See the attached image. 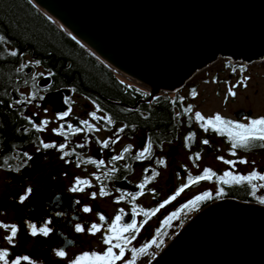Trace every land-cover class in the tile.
Wrapping results in <instances>:
<instances>
[{"label":"flooded vegetation","instance_id":"af4514ba","mask_svg":"<svg viewBox=\"0 0 264 264\" xmlns=\"http://www.w3.org/2000/svg\"><path fill=\"white\" fill-rule=\"evenodd\" d=\"M235 67L227 65L228 71ZM35 73L32 79L34 86L24 85L12 98V105L20 111L18 115L22 119L19 127L21 142L8 148L2 147L0 142V223L16 225L18 229L13 246L5 240L11 230L0 228V250L9 252V264L17 256L24 255L34 264H71L84 253L96 252L102 255L108 247L103 243L104 236L109 235L107 227L120 214V209L124 210L122 223H130L133 219V206L141 213L134 217L139 233L125 250L124 259L116 264H128L132 260L131 249L137 250L134 264H148L174 236L173 230L190 209L199 210L219 200L264 206L260 198L253 201L233 198L239 191H244L247 196H264V187H261L264 181L247 179L253 172L264 176V146H261L264 142L256 141L247 148L233 149L227 134L220 135L211 129L204 131L202 121L196 119V113L205 119H214L219 115L225 121L241 124H248L250 120L264 116L251 113L250 116L245 114L237 117L239 111H250L241 107L228 115L201 113L192 103L195 86H187L194 76L175 93L152 94L136 85L148 93L145 103L159 96H166L169 104L176 103L171 107L172 124L163 136L154 127L148 130L140 125L147 114L139 107V101L127 111L105 108L104 102H100L94 95L49 89L52 87L49 75L42 74L40 70ZM44 77L49 79L48 85L41 87L39 81ZM249 80L250 77L228 74L211 77L203 82L217 83L219 86L224 84L227 97H231L229 88L233 84V89H245ZM127 81V85L134 84ZM61 90L68 91V94L62 99L63 107L56 108L55 103L48 100V94ZM44 99H47V104ZM189 108L191 111H188ZM65 112L69 114L60 119ZM91 113H95L97 118L93 119ZM122 113L126 114L123 116L126 119L118 116ZM129 115H133V118ZM109 119L111 123H108ZM44 121L48 122L46 126ZM69 124L80 131L73 132L68 128ZM61 125L65 135H57L53 131L60 130ZM88 125L92 126L91 130ZM37 128H43V131H37ZM121 128L123 131H120ZM205 139L209 144H203ZM105 142L107 147H104ZM44 144H55L57 147L44 148ZM60 145H65L63 150H60ZM149 145L147 158L135 159ZM197 154L200 157L198 160L195 159ZM121 155L123 159H112ZM161 160L163 164L158 163ZM225 160L232 163L225 164ZM241 160L246 163H239ZM205 169H210L215 175L209 180L184 187L191 179L202 175ZM153 172L158 173L154 178ZM225 172L231 173V177L245 179L237 183L231 177H225ZM78 179L88 181V185H77ZM146 179L149 182L143 189V195H138L141 192L138 185ZM223 180L228 182L221 183ZM74 186L84 190L73 192L70 189ZM182 187L184 191L176 195ZM101 188L108 195H100ZM28 189H31L30 193ZM92 193H96L95 198H92ZM205 193L210 194L208 198L197 202L195 206L190 204L197 196H204ZM133 194H137L134 201ZM25 196L27 199L21 202V197ZM173 196L175 199H171ZM165 201L170 202L159 208ZM185 205L189 207L185 208ZM85 206L92 211L85 213ZM157 208L159 211H155ZM144 211H155V215L145 217ZM100 215L105 217L103 221L99 219ZM145 219L147 223H143ZM93 223L101 227V231L95 235L89 231ZM31 224H35L37 229L46 225L51 232L47 237L39 233L33 237L30 234ZM77 224L84 227L85 231L76 232ZM146 245H150L146 253H139L138 250ZM60 250L65 252L64 257L56 255V251ZM114 252L118 254L119 249H114ZM0 264L3 262L0 261ZM21 264L27 262L21 261Z\"/></svg>","mask_w":264,"mask_h":264},{"label":"water","instance_id":"95a60500","mask_svg":"<svg viewBox=\"0 0 264 264\" xmlns=\"http://www.w3.org/2000/svg\"><path fill=\"white\" fill-rule=\"evenodd\" d=\"M29 1L106 67L152 94L177 92L220 58L244 66L264 60V0ZM67 94L48 95L58 108ZM245 114L251 111L236 116ZM148 264H264V206L210 203Z\"/></svg>","mask_w":264,"mask_h":264},{"label":"trees","instance_id":"16d2710c","mask_svg":"<svg viewBox=\"0 0 264 264\" xmlns=\"http://www.w3.org/2000/svg\"><path fill=\"white\" fill-rule=\"evenodd\" d=\"M0 37H3V40H0L2 147L8 148L21 142L19 127L22 119L18 115L20 111L12 105V98L24 85L34 86L32 79L36 76V70L49 75L52 83L49 89L94 95L100 102H104L105 108L127 111L139 101V107L147 114V117L140 121V125L148 130L149 127H154L159 135L165 136L167 128L171 126V107L176 103L169 104L166 96H159L154 101L145 103L147 92L132 83L127 85V80L101 63L29 0H0ZM12 52L16 55H11ZM193 89L194 87L191 91ZM124 115L126 114L122 113L118 116L122 118ZM129 117L133 118V115ZM233 198L242 201L258 199L254 195L247 196L244 191H239ZM196 211L197 208L190 209L172 235Z\"/></svg>","mask_w":264,"mask_h":264},{"label":"snow or ice","instance_id":"6c2138e0","mask_svg":"<svg viewBox=\"0 0 264 264\" xmlns=\"http://www.w3.org/2000/svg\"><path fill=\"white\" fill-rule=\"evenodd\" d=\"M0 40H3V37H0ZM11 55L15 56L16 53L12 52ZM230 95H235L234 92L229 90ZM188 111H191L189 108ZM69 113L65 112L63 113L59 118L64 119ZM93 119H96L95 113H91ZM196 119L197 121H202L201 127L204 128V131H208L211 129L212 131H215L219 133L220 135L227 134L232 142V148H247L249 147L253 142L260 141L264 142V117L259 119H252L249 121L248 124H241V123H234L232 121H225L223 120L219 115H216L214 119H205L200 113H196ZM47 121H44L43 124L46 126ZM81 123L87 125V121H82ZM108 123H111V120L109 119ZM89 129L91 130V125H88ZM68 128L72 130L73 132H78L80 129H74L71 124L68 125ZM37 131H43V128H37ZM56 132L57 135H65L63 132V125H61L60 130H53ZM120 131H123V128L120 129ZM67 138V137H65ZM192 137H188L187 139H191ZM203 144L207 145L209 144L208 140H204ZM107 142L104 143V147H107ZM261 146H264V143H261ZM44 148H56L57 145L55 144H44ZM65 145H60V150H63ZM129 149H125V151H128ZM150 151V145L148 148H145L144 151L140 152L135 159H146V153ZM235 155V152L232 153ZM65 155H68V153H65ZM199 154L196 155L195 159H199ZM31 159V157H29ZM113 160H120L123 159V155L116 156L112 158ZM218 159H223L222 157H218ZM95 163V161H92ZM225 164L232 163L231 161H223ZM158 163L163 164L164 162L158 161ZM239 163H246V161L241 160ZM100 164H103V161H100ZM147 171V170H146ZM158 175V173L153 172V178ZM215 173H212L210 169H205L203 174L200 176L195 177L194 179H191L188 184L184 185V187H188L190 184L199 183L201 180H209L211 179ZM225 177H231V173L225 172ZM233 180H235L237 183H239L241 180L245 179L244 177H231ZM99 179V178H98ZM249 181L251 180H261L264 181V176L258 175L256 172H253L249 177H247ZM148 179L144 181V183L138 185V187L141 189V192L138 193V195H143V189L145 185L148 183ZM227 180L221 181V183H227ZM77 185H88V181L86 180H77ZM184 187H182L176 195H179L180 192L184 191ZM261 187H264V185H261ZM73 192L76 191H83V188L80 187H73L70 189ZM29 193L31 192V189L27 190ZM100 195H108V193L101 188ZM137 194L132 195V200L134 201L136 199ZM210 194L205 193L204 196H197L195 200L191 201L190 204L195 206L197 202L201 201L202 199L208 198ZM96 193H92V198H95ZM27 197H21V202H23ZM171 199H175V196L171 197ZM119 202V201H117ZM170 201H165L164 203L159 205V208H163L166 203H169ZM264 203V201H261ZM76 203H79L77 201ZM189 207V205H185V208ZM159 208H157L155 211H159ZM83 211L85 213L91 212L92 209L85 206L83 208ZM155 211H144L143 215L145 217L150 218L152 215H155ZM141 214L140 211L137 210L135 206H133V219L130 223H122L123 221V215L124 210L120 209V214L116 215L115 218L111 221L109 226L107 227V232L109 235L104 236L103 243L105 245H108L106 251L101 255L96 252L92 253H84L80 256H77L75 260L71 262V264H116L117 261L123 260L125 257V250L127 249L128 245L131 244L132 240L135 239L136 235L139 233V227L137 226V221L135 220V216ZM173 215H176L175 213ZM99 219L103 221L105 217L103 215H100ZM171 219V217H169ZM50 223V221H49ZM143 223H147V219L143 221ZM167 223V221L165 222ZM143 225L141 224L140 227ZM31 229V235L33 237L37 236L38 233L40 235H43L47 237L49 233L51 232V229L48 228L46 225L44 227H41L37 229L35 224L29 225ZM0 228H3L5 230L10 229V234L5 237V240L9 245H13V241L17 236V226L16 225H6L0 223ZM76 232H84L85 228L82 227L80 224H77L75 227ZM91 234L95 235L97 232L101 231V227L98 224L93 223L91 225V228L89 229ZM128 234V235H126ZM115 241V243H113ZM152 243H156V241H153ZM14 246V245H13ZM150 245H146L138 250L139 253H146L147 248ZM114 249H119V253L117 254L114 252ZM132 252V260L128 262V264H134L136 256H137V250L131 249ZM56 255L58 257H64L65 252L60 250L56 251ZM9 252L7 250H0V261L3 262V264H9ZM21 261H26L27 264H34V262L27 256H17L14 260L11 261V264H21Z\"/></svg>","mask_w":264,"mask_h":264},{"label":"rangeland","instance_id":"374dc122","mask_svg":"<svg viewBox=\"0 0 264 264\" xmlns=\"http://www.w3.org/2000/svg\"><path fill=\"white\" fill-rule=\"evenodd\" d=\"M227 63L236 65V67L228 71ZM240 67L244 68V65L220 58L215 63L198 72L187 84V86L194 85L196 89L194 99L192 100L195 109L205 114L218 113L228 115L232 110L241 107L252 111L251 113L254 116H264V60L247 65L245 66V70L242 71H240ZM228 74L250 77L247 88L233 89L232 87L235 85L233 84L229 90L234 92L235 95L227 97L226 86L224 84L219 86L217 83H211V85L203 82L204 80H209L211 77L226 76ZM258 198L262 199V201L264 200L263 195L258 196Z\"/></svg>","mask_w":264,"mask_h":264},{"label":"bare ground","instance_id":"6f19581e","mask_svg":"<svg viewBox=\"0 0 264 264\" xmlns=\"http://www.w3.org/2000/svg\"><path fill=\"white\" fill-rule=\"evenodd\" d=\"M32 2H34L33 0H32ZM43 12L46 14V15H48L49 17H51L45 10H43ZM52 18V17H51ZM79 40V39H78ZM79 42H81L82 43V41H80L79 40ZM41 86V85H40ZM152 92V91H151ZM53 96H49L48 97V100H50L49 98H52Z\"/></svg>","mask_w":264,"mask_h":264}]
</instances>
